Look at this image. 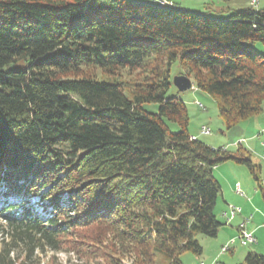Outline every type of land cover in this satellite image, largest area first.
<instances>
[{
    "label": "trees",
    "instance_id": "obj_1",
    "mask_svg": "<svg viewBox=\"0 0 264 264\" xmlns=\"http://www.w3.org/2000/svg\"><path fill=\"white\" fill-rule=\"evenodd\" d=\"M222 13L0 0V188L20 200L0 210V264H29L38 251L96 264L201 256L197 237L223 226L214 170L234 161L260 182L242 145L192 140L187 104L170 94L177 67L214 99L227 130L263 113L264 9Z\"/></svg>",
    "mask_w": 264,
    "mask_h": 264
},
{
    "label": "crops",
    "instance_id": "obj_2",
    "mask_svg": "<svg viewBox=\"0 0 264 264\" xmlns=\"http://www.w3.org/2000/svg\"><path fill=\"white\" fill-rule=\"evenodd\" d=\"M171 1L176 4L174 0ZM252 2L253 0H248V7L245 9H264V3L262 0H258V4L255 6ZM240 9L241 8H233L232 10L238 11ZM235 128L236 131H234V133L236 136L233 137L234 139L231 140L230 137H228L223 140L220 144L221 146L218 147L210 144L207 145L216 149L227 148V146L231 144V141L236 142L238 140H242V147L251 152V160L257 167L256 177L260 182L258 183L255 181L245 166L237 164L234 161L225 162L227 164V172L225 174H221L220 178H218L217 174L223 164L214 170V178L221 187L219 196L221 195L222 197V205L219 206L217 201L215 212L218 220L223 224V226L220 228L216 238L204 240L203 243L205 244L200 243L203 247V252L201 256L194 255L196 258H199V260L195 258V261H192L191 264H199V262L205 264H222L220 263V260L228 254L232 256L230 261L237 259L239 263L241 261H245L249 253H257L264 256V159L262 158L264 151L262 146V140L264 139V109L260 116L241 122ZM191 135L194 136V134ZM199 135L205 136L200 133ZM236 150L237 148L233 151ZM259 184L262 188L259 187ZM238 187L241 189L243 195L237 193L236 189ZM230 206L241 208V213L228 222V216L225 214L229 213ZM218 215L220 217H218ZM247 219H249V222L247 223L246 229L254 235L257 243L250 246H242L241 248L232 247L227 253L221 254V249L232 239H235L238 236L240 225ZM245 247H250L251 249H242ZM200 258L204 260H200Z\"/></svg>",
    "mask_w": 264,
    "mask_h": 264
},
{
    "label": "rangeland",
    "instance_id": "obj_3",
    "mask_svg": "<svg viewBox=\"0 0 264 264\" xmlns=\"http://www.w3.org/2000/svg\"><path fill=\"white\" fill-rule=\"evenodd\" d=\"M152 1V0H150ZM171 1V0H170ZM174 2L179 6L184 8L186 11L190 12H196L199 13H207L211 15V18L214 19H219V20H226L229 15L223 14L222 11H225L226 9H233V8H241L238 11L245 10V8L248 7V0H174ZM264 3V0H262ZM155 3V2H154ZM258 4V3H257ZM259 50L258 48H256ZM172 77L173 80L175 77H177V67H173L172 69ZM170 94L177 95L181 100L185 101L187 104V109H188V114H189V132L191 134H194V136L198 137L199 140L206 144H210L212 146L218 147L221 146L220 144L222 143L223 140L226 138L230 137V139H234L233 137L236 136L234 131L235 129L227 130L225 128V125L223 124V120L221 119L219 115V110L218 106L214 99L210 97L209 95H206L205 93L197 90L195 87L193 89H190L186 92H180L175 86L171 88ZM199 104L203 105L202 110L199 107ZM145 109L148 112L151 113H156L158 111V106L157 105H145ZM173 130H177V126L174 124L170 125ZM203 126H207L212 130V134L208 136H200V129ZM242 140L238 141H231V144L227 146V148L231 150H235L237 148V143ZM235 142V143H234ZM216 149V148H215ZM229 162V161H228ZM227 164L223 163L222 168L219 170L217 176L220 178L221 174H225L227 172ZM246 169V168H245ZM247 170V169H246ZM222 171V172H221ZM248 171V170H247ZM250 173V172H249ZM4 186H1L0 188V201H3V190ZM261 192V191H260ZM261 195V193H260ZM7 202L6 203H1L0 202V210L6 206V204L11 203V204H17L20 202L19 199L16 198L14 200L11 197H7ZM37 199H34L31 201L29 204L30 206H33L35 208L34 210L37 212L41 217L48 218V212L49 210L43 211L42 209H38L37 206ZM219 206L222 205V197L221 195L219 196L218 200ZM219 211V210H217ZM218 217H220L218 215ZM223 218V217H222ZM1 223V220H0ZM1 225V224H0ZM197 239L199 240L200 243H203L204 240L209 239L204 236H198ZM208 241V240H207ZM205 244V243H203ZM234 247H242L239 243H237ZM242 249H251L250 247H245ZM11 257H15L12 255ZM231 255L228 254L226 257L222 258L220 263L222 264H242L244 261H237L235 259L234 261L231 260ZM20 258L24 259V255H20ZM195 256L191 253H184L181 256V260L183 261L184 264H191L192 261H195ZM199 260V258H196ZM21 260V259H20ZM200 260H204L200 258ZM29 264H96L94 262H86L84 259H80L74 255H68L66 253H57V252H52L49 251L47 253H41V251L34 252L33 258H31L28 261ZM199 264H201L199 262ZM205 264V263H204ZM244 264V263H243Z\"/></svg>",
    "mask_w": 264,
    "mask_h": 264
},
{
    "label": "built area",
    "instance_id": "obj_4",
    "mask_svg": "<svg viewBox=\"0 0 264 264\" xmlns=\"http://www.w3.org/2000/svg\"><path fill=\"white\" fill-rule=\"evenodd\" d=\"M154 1L163 2V3H166V4L170 5V6H174V3L172 1H170V0H154ZM257 3H258V0H253V2H252V4L254 6L257 5ZM199 107L202 110H205V109H203V105L202 104H199ZM200 134L208 136V135L212 134V130L210 128H208L207 126H203L200 129ZM191 139L192 140H197L198 138L196 136H191ZM242 144H243V141H240V142L237 143V146L238 145H242ZM262 146L264 148V139L262 140ZM225 149H227V148H225ZM262 158L264 159V151H263V154H262ZM236 191H237L238 194L243 195L242 192H241V189L239 187L236 189ZM240 213H241V208L236 207V206H230L229 213L225 214V215L228 216L227 219H228V222H229L232 219H234ZM248 222H249V219H247L244 223H242L240 225L238 236L235 239H232L229 243H227L221 249V253L222 254L227 253L237 243H239L241 246H250V245H254V244L257 243L256 238L254 237V235L246 229V226H247ZM201 264H204V263H201ZM215 264H218V263H215Z\"/></svg>",
    "mask_w": 264,
    "mask_h": 264
},
{
    "label": "water",
    "instance_id": "obj_5",
    "mask_svg": "<svg viewBox=\"0 0 264 264\" xmlns=\"http://www.w3.org/2000/svg\"><path fill=\"white\" fill-rule=\"evenodd\" d=\"M173 83L180 92H186L193 89V82L186 76L175 77Z\"/></svg>",
    "mask_w": 264,
    "mask_h": 264
},
{
    "label": "bare ground",
    "instance_id": "obj_6",
    "mask_svg": "<svg viewBox=\"0 0 264 264\" xmlns=\"http://www.w3.org/2000/svg\"><path fill=\"white\" fill-rule=\"evenodd\" d=\"M153 2H155V3H157L158 5H161V6H170V5H168V4H166V3H163V2H158V1H154V0H152ZM170 7H172V6H170ZM263 135H264V131H263ZM207 136V135H206Z\"/></svg>",
    "mask_w": 264,
    "mask_h": 264
}]
</instances>
